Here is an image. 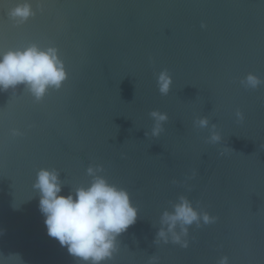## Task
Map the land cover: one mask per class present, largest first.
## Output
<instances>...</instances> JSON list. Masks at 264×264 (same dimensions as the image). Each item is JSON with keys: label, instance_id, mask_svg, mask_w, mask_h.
I'll return each mask as SVG.
<instances>
[{"label": "water", "instance_id": "water-1", "mask_svg": "<svg viewBox=\"0 0 264 264\" xmlns=\"http://www.w3.org/2000/svg\"><path fill=\"white\" fill-rule=\"evenodd\" d=\"M17 2L0 0V51L53 45L67 78L39 102L22 84L0 92V264H83L48 236L33 183L56 169L67 194L89 165L139 210L106 264H264V83H241L264 80V0H32L22 24L8 17ZM154 109L168 120L146 136ZM181 195L216 221L192 225L188 248L155 244Z\"/></svg>", "mask_w": 264, "mask_h": 264}, {"label": "clouds", "instance_id": "clouds-1", "mask_svg": "<svg viewBox=\"0 0 264 264\" xmlns=\"http://www.w3.org/2000/svg\"><path fill=\"white\" fill-rule=\"evenodd\" d=\"M35 15L32 0H18L8 10V17L17 24ZM201 26L204 27L203 24ZM66 78L64 63L53 45L42 48L30 43L0 51V92L22 84L33 100L39 102L50 88L59 89ZM241 83L246 88L256 89L264 80L256 73L248 72ZM156 84L161 95H168L172 77L167 69L157 74ZM149 115L154 125L150 133L146 132L145 135L158 136L163 131L168 115L156 109ZM236 116L238 119L243 118L239 111ZM194 124L201 129H209V143L221 141L215 124L210 127L206 116L198 118ZM21 134L18 129L11 130L14 137ZM103 171L102 165H89L86 173L90 181L86 185L71 188L67 194L62 192L64 183L56 169H39L33 183L48 236L57 240L70 256L83 264H106L112 259L119 248L118 237L136 222L139 213L127 189L109 182ZM216 219L181 195L171 210L165 209L161 213L154 243H171L188 248L191 242L189 228L194 224L200 226L201 222L214 223ZM153 261L154 258H150V264ZM218 264H228V257L222 256Z\"/></svg>", "mask_w": 264, "mask_h": 264}]
</instances>
